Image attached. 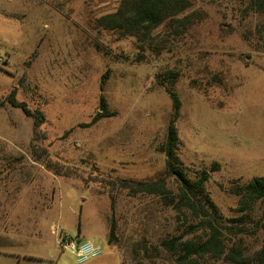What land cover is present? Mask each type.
Listing matches in <instances>:
<instances>
[{
	"label": "rangeland",
	"instance_id": "obj_1",
	"mask_svg": "<svg viewBox=\"0 0 264 264\" xmlns=\"http://www.w3.org/2000/svg\"><path fill=\"white\" fill-rule=\"evenodd\" d=\"M189 1L186 15L197 13V22L175 36L181 28H158L167 49L137 62L134 39L98 23L120 0H0V264H80L62 249L61 234L101 247L82 264H133L145 261L134 256L138 241L156 245L182 233L157 197L131 196L118 184L164 174L159 147L172 102L155 76L166 71L179 74L171 86L181 102L179 157L191 178L219 164L206 192L233 229L226 252L236 246L254 264L264 247V202L242 212L230 189L264 176V14L249 9L251 0ZM11 93L43 113L38 128L6 102ZM101 93L113 115L91 124ZM244 213L249 220L236 223ZM112 215L119 247L106 241ZM146 259L177 264L164 250Z\"/></svg>",
	"mask_w": 264,
	"mask_h": 264
},
{
	"label": "trees",
	"instance_id": "obj_2",
	"mask_svg": "<svg viewBox=\"0 0 264 264\" xmlns=\"http://www.w3.org/2000/svg\"><path fill=\"white\" fill-rule=\"evenodd\" d=\"M191 7L189 0H120L116 11L102 16L98 23L105 30L133 38L138 49L137 62H142L148 56L147 53L160 55L167 49L168 39L160 42L156 40L157 35L154 33L158 28L164 26L170 30L181 28L182 30L171 33L175 36L197 22V13L186 15ZM249 9L264 14V0H251ZM260 32L258 40L264 43V33ZM107 74L101 77V92L108 79ZM178 77L179 74L174 71H166L155 76L156 83L164 89L172 102V114L166 127L164 141L159 147V152L164 156L163 176L149 182L122 179L118 180V184L120 189L129 192L131 196L141 194L157 197L164 206L174 211L184 229L182 233L160 240L156 245L149 239L138 241L134 256L139 259L143 257L145 261L138 260L133 264H146L148 254H153V251L159 253L161 250L173 255L177 264H200V260L205 257L215 260L223 259L233 264H251L249 258L244 257L242 251L236 246L226 252L224 236L233 229L224 225L219 209L206 192V183L212 173L219 171V164L212 163L208 169L196 171L191 178L179 157L180 141L176 122L180 115L181 102L178 95L171 89ZM6 102L20 109L25 116L32 118L35 128L43 123V113L37 110L31 111L24 102L16 100L14 93L7 97ZM2 105L3 103H0V106ZM99 110L100 113L93 118L91 124L113 115L108 109V102L103 93L99 96ZM49 166L55 174L59 175L54 165L49 164ZM170 182L175 185V190L170 188ZM113 184L117 183L113 182ZM230 191L239 198L240 210L250 211L257 201L264 202V176H256L244 183L236 184ZM113 207L111 202L112 211ZM248 218H250L249 213H244L235 222L244 224ZM240 224L236 228L242 231ZM106 241L109 245L120 246L113 215ZM122 264L128 263L123 261ZM254 264H264V247L257 253Z\"/></svg>",
	"mask_w": 264,
	"mask_h": 264
},
{
	"label": "built area",
	"instance_id": "obj_3",
	"mask_svg": "<svg viewBox=\"0 0 264 264\" xmlns=\"http://www.w3.org/2000/svg\"><path fill=\"white\" fill-rule=\"evenodd\" d=\"M60 245L62 249H68L75 253L77 262L80 264L97 258L102 253L101 247L91 241L76 239L66 234L60 235Z\"/></svg>",
	"mask_w": 264,
	"mask_h": 264
}]
</instances>
